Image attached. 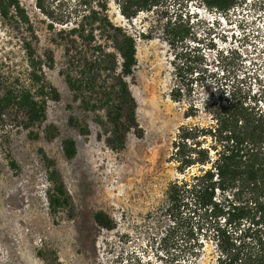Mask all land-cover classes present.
I'll list each match as a JSON object with an SVG mask.
<instances>
[{
  "label": "rangeland",
  "instance_id": "374dc122",
  "mask_svg": "<svg viewBox=\"0 0 264 264\" xmlns=\"http://www.w3.org/2000/svg\"><path fill=\"white\" fill-rule=\"evenodd\" d=\"M20 1L38 34L39 54L50 50L54 56V66L44 70L60 97L48 102L42 124L26 129L10 119L0 130V264H216L215 245L205 231L194 230L198 240L188 239L198 216L182 207L168 211L169 186L183 177L170 156L181 127L213 124L215 103L230 98L264 110L263 0H245L223 19L198 12L200 1L190 2L185 12L193 38L184 45H173L165 30L179 4L172 1L128 20L117 0H107L112 20L135 36L137 47V64L126 79L143 134L130 131L120 150L108 145L96 121L103 112L84 109L61 73L63 26L49 24L78 0H44L54 17L36 0ZM19 36L0 17L2 78L12 65L27 67ZM250 39H256L255 49L246 51ZM72 116L79 125L70 123ZM82 124L89 134L80 132ZM65 138L76 142L72 159L64 154ZM51 170L58 171L71 199L56 211L47 194ZM99 210L114 220V229L96 223Z\"/></svg>",
  "mask_w": 264,
  "mask_h": 264
},
{
  "label": "trees",
  "instance_id": "16d2710c",
  "mask_svg": "<svg viewBox=\"0 0 264 264\" xmlns=\"http://www.w3.org/2000/svg\"><path fill=\"white\" fill-rule=\"evenodd\" d=\"M117 1L121 15L128 20L142 11L168 7L173 1L180 8L174 17L166 18L169 41L184 45L193 38L185 12L192 0ZM200 1L210 10L227 14L245 0ZM36 4L53 16L44 0H36ZM109 9L107 0H78L72 11L51 18L49 27L63 26L59 32L65 43L61 73L74 98L86 110L103 112V116L97 114L96 121L104 129L108 145L120 150L126 146L130 131L143 134L136 100L126 79L137 64V47L135 36L112 20ZM0 17L20 35L27 64L25 69L12 65L8 74L0 77V130L11 124L10 119L11 125L28 129L42 124L48 102L60 97L44 70L46 66L52 68L55 60L50 50L39 54L38 34L20 0H0ZM190 71L193 73V69ZM197 79L200 76L191 84ZM172 95L179 97L178 93ZM213 107V124L183 126L174 141L170 157L183 177L169 186L168 211H180L182 207L192 218L198 216L197 224L187 232L188 239L198 240L194 230L205 231L214 242L216 264H264V110L230 98ZM70 123L79 125L73 116ZM78 127L81 133L89 134L86 124ZM62 144L66 157H75V140L65 138ZM194 167L196 172L186 173ZM49 179L53 187L48 190V202L56 211L71 199L57 170L49 172ZM94 220L107 230L116 225L103 210L95 212Z\"/></svg>",
  "mask_w": 264,
  "mask_h": 264
},
{
  "label": "built area",
  "instance_id": "2783aa9c",
  "mask_svg": "<svg viewBox=\"0 0 264 264\" xmlns=\"http://www.w3.org/2000/svg\"><path fill=\"white\" fill-rule=\"evenodd\" d=\"M194 0H192V1H190V2H193ZM197 1H200V0H197ZM189 2V3H190ZM188 3V4H189ZM238 7H240V5L239 6H237L236 8H234L233 10H235V9H237ZM197 11L198 12H204V13H206V15H208V16H211V17H213V16H218V18H225V16H227V14L228 13H230V12H228L227 14H224V13H222V12H218V11H216V10H210L209 8H207V6H205L203 3H201V1H200V5L197 7ZM235 27H237V26H235ZM247 29V28H246ZM247 32L245 33L246 35H248V37H251V33H250V31H248V29L246 30ZM256 38V37H255ZM235 42L237 43V40H235ZM254 43H256V39L253 41V40H249L245 45H244V49L246 50V51H248V50H254L255 49V44Z\"/></svg>",
  "mask_w": 264,
  "mask_h": 264
}]
</instances>
